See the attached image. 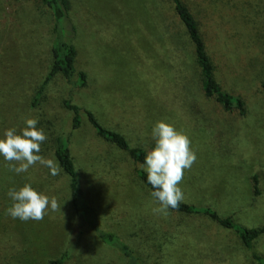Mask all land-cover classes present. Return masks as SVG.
<instances>
[{"label": "rangeland", "instance_id": "374dc122", "mask_svg": "<svg viewBox=\"0 0 264 264\" xmlns=\"http://www.w3.org/2000/svg\"><path fill=\"white\" fill-rule=\"evenodd\" d=\"M183 1L199 23L216 80L243 99L244 115L204 95L195 47L170 0H71L76 75L72 84L56 76L36 101L53 63L54 16L39 0H0V138L37 119L47 136L39 154L57 162L56 141L68 136L101 227L121 236L143 264H252L235 233L209 217L154 212L159 205L138 177L140 164L99 137L84 112L73 129L65 107L70 100L91 111L147 151L155 144L153 126L172 125L197 157L178 185L183 202L248 228L263 226L264 0ZM80 72L87 74L83 88L76 84ZM69 182L63 169L52 176L39 163L15 174L0 156V264H48L62 254L77 220ZM25 184L55 197L61 212L49 210L39 222L12 219L7 192ZM253 251L264 256V236ZM66 264L128 262L86 231Z\"/></svg>", "mask_w": 264, "mask_h": 264}, {"label": "trees", "instance_id": "16d2710c", "mask_svg": "<svg viewBox=\"0 0 264 264\" xmlns=\"http://www.w3.org/2000/svg\"><path fill=\"white\" fill-rule=\"evenodd\" d=\"M46 6L54 16V41L52 45L53 63L51 69L46 76L43 84L36 95V101L41 98L47 84L56 76L61 75L65 80L72 84L76 75V58L77 51L74 44L75 29L71 25V0H39ZM177 13V16L186 30V33L195 47V55L198 66L201 71V88L204 95L215 100L226 111L237 110L240 115L246 113L245 103L243 99L237 95L228 93L222 89L215 78V65L207 52V45L201 33L199 23L188 5L183 0H170ZM77 86L83 88L87 85V74L79 73ZM264 86V85H263ZM65 107L73 113V129L81 126V113L86 114L91 127L99 137L114 145L117 149L127 153L135 163L141 164L147 150L141 147H132L127 138L114 130L104 127L95 115L89 110H83L77 105L71 103L70 100L65 101ZM155 144L151 146L153 149ZM55 156L58 164L70 177L71 199L76 214L75 233L68 242L67 247L62 254L48 264H66L77 252L79 240L84 232H90L100 242L111 247L122 254L128 264H143L140 255L134 248L123 240L117 233L105 230L101 227L99 218L91 207L89 197L83 190L82 173L76 165L75 159L71 154L70 140L66 135L58 137L55 146ZM138 177L151 192L153 189L147 184V174L139 170ZM254 190L258 194L259 178L253 176ZM176 213L185 214L189 217L195 215H204L219 224L223 229L233 231L238 238L243 251L247 253L252 264H264V256L254 252L255 243L264 236V225L257 228H248L235 221L233 216L220 217L218 212L210 207H200L192 204L181 202L178 210H171Z\"/></svg>", "mask_w": 264, "mask_h": 264}, {"label": "clouds", "instance_id": "9594fccd", "mask_svg": "<svg viewBox=\"0 0 264 264\" xmlns=\"http://www.w3.org/2000/svg\"><path fill=\"white\" fill-rule=\"evenodd\" d=\"M37 119L25 120V127L17 134L15 128L5 130L0 138V156L3 157L10 171L15 174L26 173L37 163L47 167L52 176L62 171L59 164L46 159L39 153L41 145L47 140L43 129H38ZM155 147L148 151L139 167L147 174V184L153 189L150 195L159 207L153 211L164 215L169 210H178L184 200V193L178 186L185 170H190L197 157L191 150V141L172 125L158 121L152 129ZM12 205L6 214L22 222L42 221L50 210L60 211L61 206L55 197L38 193L30 184L11 188L7 192Z\"/></svg>", "mask_w": 264, "mask_h": 264}]
</instances>
